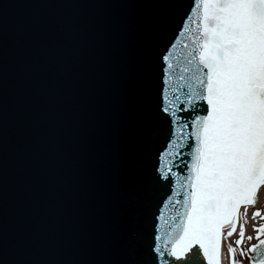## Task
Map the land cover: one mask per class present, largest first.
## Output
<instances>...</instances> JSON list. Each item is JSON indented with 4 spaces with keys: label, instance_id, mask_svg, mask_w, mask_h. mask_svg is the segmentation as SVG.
<instances>
[{
    "label": "snow or ice",
    "instance_id": "obj_1",
    "mask_svg": "<svg viewBox=\"0 0 264 264\" xmlns=\"http://www.w3.org/2000/svg\"><path fill=\"white\" fill-rule=\"evenodd\" d=\"M29 6L41 11L11 26L0 4V264H221L222 237L264 186V0H175L147 103L131 62L151 34L142 0ZM126 91L151 126L137 161L144 196L130 227L88 238L103 258H63L82 242L71 223L93 202L102 211L129 170ZM254 231L240 248L239 225L229 264L237 248L264 264V223Z\"/></svg>",
    "mask_w": 264,
    "mask_h": 264
},
{
    "label": "water",
    "instance_id": "obj_2",
    "mask_svg": "<svg viewBox=\"0 0 264 264\" xmlns=\"http://www.w3.org/2000/svg\"><path fill=\"white\" fill-rule=\"evenodd\" d=\"M175 0H142L145 7L139 9L149 22L150 35L144 37V49L136 53L131 62L135 67L143 68L145 78L141 86V98L150 102L154 93V77L151 62L156 48L172 33L175 26L172 23L171 5ZM7 3L6 15L11 26H18L29 20L41 10L29 6V0H0V4ZM71 14L78 15L79 10H70ZM182 45H178L179 52ZM129 80L136 79L135 71L124 74ZM122 112L120 113V134L123 137L124 147L129 157V170L123 180L107 193L105 207L102 211L95 209V202L85 207L70 225V230L77 240L82 241L78 245L62 252L63 258L67 259H100L102 254L89 245L88 238L101 236L106 239L112 238L125 226L132 225V217L137 212L140 201L144 196L141 186V172L137 168V161L143 149L146 137L150 132V124L147 115L142 110L139 100L130 92H124L121 98ZM154 134V132H153ZM151 159V157H150ZM162 163V161H161ZM179 158L173 160V170L179 171ZM186 171V169H185ZM159 210L163 208L160 205ZM159 210L153 217L154 223L159 226ZM227 225L224 226V232ZM257 243V242H256ZM252 253L251 256H254ZM221 264H224V237L221 239Z\"/></svg>",
    "mask_w": 264,
    "mask_h": 264
},
{
    "label": "bare ground",
    "instance_id": "obj_3",
    "mask_svg": "<svg viewBox=\"0 0 264 264\" xmlns=\"http://www.w3.org/2000/svg\"><path fill=\"white\" fill-rule=\"evenodd\" d=\"M263 190H264V186H261L258 189L257 194H256L255 203L253 205L248 206L249 208L252 207V206H257L259 208H263L264 207V202H263V199H262ZM249 210L250 209H246L247 215H245V208H244V206H241L240 215H239V217L237 219V228H236V231L234 232L235 234L239 231V225L241 223L244 224V229L245 230L249 229L250 226L253 225L252 217L249 216ZM227 228H228V226H227ZM225 239H226V236H224V264H229V255H228V251H227V249L225 247V241H226ZM235 257L239 258V255H238L237 252L235 253Z\"/></svg>",
    "mask_w": 264,
    "mask_h": 264
},
{
    "label": "rangeland",
    "instance_id": "obj_4",
    "mask_svg": "<svg viewBox=\"0 0 264 264\" xmlns=\"http://www.w3.org/2000/svg\"><path fill=\"white\" fill-rule=\"evenodd\" d=\"M254 206H252V208H253ZM256 208H257V206H256ZM258 209H260V208H258ZM227 230H228V228L225 230V233L227 232ZM239 234V233H238ZM231 237H236V236H231ZM231 237H227L226 236V241H225V247H226V249H228V246H229V244H233V242L235 241V238H233V241L231 242Z\"/></svg>",
    "mask_w": 264,
    "mask_h": 264
},
{
    "label": "flooded vegetation",
    "instance_id": "obj_5",
    "mask_svg": "<svg viewBox=\"0 0 264 264\" xmlns=\"http://www.w3.org/2000/svg\"><path fill=\"white\" fill-rule=\"evenodd\" d=\"M261 217H264V216L261 215ZM262 223H264V219H261V218H260L259 225L262 224ZM246 248H247V247H246ZM246 255H247V254H246Z\"/></svg>",
    "mask_w": 264,
    "mask_h": 264
}]
</instances>
